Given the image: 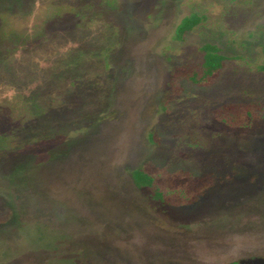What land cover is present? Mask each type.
I'll return each instance as SVG.
<instances>
[{
  "label": "rangeland",
  "instance_id": "374dc122",
  "mask_svg": "<svg viewBox=\"0 0 264 264\" xmlns=\"http://www.w3.org/2000/svg\"><path fill=\"white\" fill-rule=\"evenodd\" d=\"M191 11L205 20L173 39ZM206 42L229 56L224 68L211 86L181 81L171 102L176 121L167 126L159 99L169 71L189 74L180 66L199 61ZM261 42L264 0H0V264L264 256V119L248 133L220 128L208 111L249 99L244 88L264 104V73L255 69L264 62ZM152 126L160 146L148 140ZM198 126L224 133L213 149L186 146L178 157L170 135L188 143ZM163 154L167 171L194 174L218 173L220 160L209 159L217 154L236 178L192 207L188 220H170L129 173ZM251 174L258 178L249 183Z\"/></svg>",
  "mask_w": 264,
  "mask_h": 264
},
{
  "label": "trees",
  "instance_id": "16d2710c",
  "mask_svg": "<svg viewBox=\"0 0 264 264\" xmlns=\"http://www.w3.org/2000/svg\"><path fill=\"white\" fill-rule=\"evenodd\" d=\"M205 17L204 14L195 11H191L189 14L183 16L175 26L173 39L181 40L185 32L191 31L201 21L205 20ZM252 35L251 33L250 36ZM260 47L264 56V42L260 43ZM220 51L221 49L217 45L206 42L198 48V52L201 56L199 61L191 64L186 63L180 66L181 69L189 68V74L185 72V75L181 74V76H175L173 75L175 66L170 69L167 89L163 91L159 99L161 111L167 117L169 116L170 119L166 121L167 126L171 124V121H176L174 120V110L172 109L171 102L183 93L181 81L184 80L187 83L199 87L211 86L219 77L221 70L224 68V62L229 57L220 53ZM255 69L257 72L264 73V62L262 61L257 64ZM255 90L256 89L252 88L243 89L245 95H250L247 100L227 101L219 105L217 104L213 108H209L208 111L215 123L219 125L220 128L232 130L241 129L243 132L246 131L248 133L252 130H257L258 123L264 119V115L259 114V112H264V104L261 103V101L254 100L255 98H251ZM102 101L99 103L100 109L105 108V102ZM198 113L200 114L201 111ZM84 114L88 116V113ZM251 121L256 122L252 127L250 126ZM243 122L248 126L245 127ZM174 126L179 127L178 123ZM174 126L172 127L174 128ZM157 131L158 129L155 126L150 127L148 131V140L152 144L160 146L163 137L159 135ZM194 131L193 135H189L190 141L188 143L178 142V140L176 141L175 138L172 137V134L170 135L171 142L174 141L180 148L177 151L178 157L186 156L185 154L187 153L183 152V147L186 146H193L195 149L199 150H204L205 148L213 149V139L224 133L221 129L219 131H213L201 126L195 128ZM204 136H210V138L206 140ZM203 142H206L207 145H204ZM248 147L249 145L245 142L241 151L243 153L246 152ZM241 151L240 153H242ZM232 152H236L238 155L239 151L232 148ZM193 158L200 160L197 158V155H194ZM209 159L211 164L217 160L221 161L213 163V165L217 164L218 173L210 170L201 174H194L190 170L183 168H176L169 172L167 171L168 164L164 162L165 160L168 161L165 155L150 157L137 167L129 170V173L133 185L146 196L153 204L156 211L163 212L166 218L170 220H188L192 217V207L204 204L203 201L206 202L208 197L210 198L211 195H214L212 192H214L216 188L223 187L222 185L231 183L236 178L234 176L236 172L229 168L228 165L222 163L226 162V159H221L217 154L212 155ZM237 164L240 166L241 170H246L242 160L240 162L238 160L231 161V165ZM257 178V174H251L248 182H254ZM24 179L27 178L24 177ZM2 201L3 200L0 199V202ZM1 222L4 223L5 221L0 220V224ZM230 264H264V256H251V258L248 259L241 258Z\"/></svg>",
  "mask_w": 264,
  "mask_h": 264
}]
</instances>
